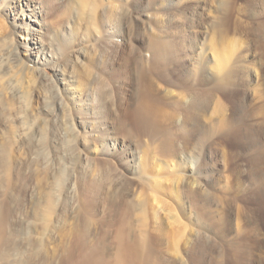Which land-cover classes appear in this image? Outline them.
I'll list each match as a JSON object with an SVG mask.
<instances>
[{
  "label": "rangeland",
  "instance_id": "obj_1",
  "mask_svg": "<svg viewBox=\"0 0 264 264\" xmlns=\"http://www.w3.org/2000/svg\"><path fill=\"white\" fill-rule=\"evenodd\" d=\"M35 1L41 11L30 20L15 0H0V206L12 242L0 264H43L54 247L62 264L64 233L85 225L90 238L110 231L112 255L111 221L129 183L148 202L144 261L264 264V0ZM153 36L174 44L179 63L201 50L214 64L212 38L229 50L233 81L215 115L228 129L206 137L178 115L165 124L169 147L132 125L138 49L150 61ZM114 133L116 146L106 137Z\"/></svg>",
  "mask_w": 264,
  "mask_h": 264
},
{
  "label": "bare ground",
  "instance_id": "obj_2",
  "mask_svg": "<svg viewBox=\"0 0 264 264\" xmlns=\"http://www.w3.org/2000/svg\"><path fill=\"white\" fill-rule=\"evenodd\" d=\"M15 1L22 10L28 12L26 16L30 17V20L33 19V17L37 18L39 16L42 5L40 6L37 1ZM142 5L143 3H140L139 8H141ZM36 18L33 21L37 22L38 20H36ZM163 39L159 36H153L151 38L149 46L151 51L150 61H147L145 55L138 49V64L136 68L139 69V81L143 86L141 98L132 110V125H135L142 134L151 133L154 134V136L158 134L162 135L163 146L169 147L173 144L174 137L166 128L165 124L174 121L178 115H181L180 117L184 120L183 122H185V120L188 123L194 122L193 127L202 130L206 137L211 135L218 127L227 128L229 120H227L225 116L221 117L220 120H216L215 118L217 117H215V115H217L216 113L218 111L216 106L219 104L218 93L226 92L233 81V68L235 64L230 65L231 57L229 50L227 51L217 46L215 39L212 38L211 47L215 56L214 64H208L201 50L196 53V57H192L191 63H179L180 60H178L179 57L177 58L174 44L171 41ZM145 62H148V64H145ZM177 73H180L179 77L176 76ZM154 75L166 85L175 86L178 90H169L166 87H164L166 89H161L163 86L155 83L153 79ZM161 90L165 91L162 93ZM167 108L170 109L168 110ZM202 113H210L207 116L208 118L205 116L208 119V125H204L200 122V120H202L200 117L203 116ZM190 130L191 128L187 131ZM120 136L121 135H116L114 133L106 137L111 138V144L116 146L121 142ZM128 155L132 160L137 162L138 165L140 164L141 170L145 169V162H141V157L139 158V155L135 151L130 152ZM191 172L193 173V169ZM131 186L132 183H129L126 191L127 199L121 201V212L111 221V225L114 227V241L116 244L114 253L110 255L106 243L110 231L104 230L99 236L90 238L86 225L75 227L64 233V237L69 239V244L64 249L65 255L62 264H149L148 260L144 261L142 258L146 243L149 242V234H151V229L148 227L147 222L148 216L146 215L148 202L147 199L142 198L141 195H136L133 191L131 192ZM52 208V196L48 195L43 209L47 212ZM134 215H136V217H134ZM6 217L2 206H0V256L6 253V247L8 244L12 243L6 235V230H8L6 229ZM137 219L138 223L135 221ZM85 224H88V221L85 220ZM138 224L139 228L137 227ZM14 243L16 242L14 241ZM56 252L57 247H54L52 251H50L49 258L44 260L45 262H43V264H53V258L56 256ZM28 260H30V258H28ZM12 263L22 264L20 260L17 261L16 259H14ZM28 263L29 262H27V264Z\"/></svg>",
  "mask_w": 264,
  "mask_h": 264
}]
</instances>
